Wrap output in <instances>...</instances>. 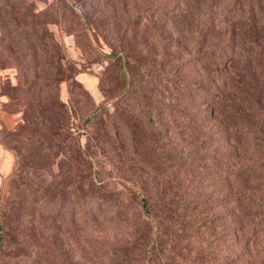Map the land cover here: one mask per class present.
Masks as SVG:
<instances>
[{
	"label": "trees",
	"instance_id": "obj_1",
	"mask_svg": "<svg viewBox=\"0 0 264 264\" xmlns=\"http://www.w3.org/2000/svg\"><path fill=\"white\" fill-rule=\"evenodd\" d=\"M6 1L13 4L7 7L11 14L28 22L38 47H48L43 40L48 30L42 38L30 1ZM68 1L93 34L117 41L109 58L119 80L109 73L103 79H108L107 94L116 112L107 108L109 102L95 107L83 120L88 138L84 146L83 133L73 129L65 103L57 104L53 98L42 102L32 95L37 99L36 115L27 110L22 125L2 133L0 142L18 157L11 179H18L23 188H16L9 204H0V264H264V0H165L168 7L155 0L152 13L134 16L122 32L109 7L88 12L79 0ZM13 38L2 35L0 43ZM61 58L54 57L58 81L53 84L67 80ZM152 60L164 63V69L158 64L154 75L161 101L151 106L141 103V112L149 115L156 135L164 132L172 139L187 133L193 139L187 142L186 152L174 140L166 149L169 177L159 178L158 212L143 175L117 159L126 147L116 115L128 119L130 133L144 131L141 116L136 125L128 122H134L135 107L128 95L151 92L138 73L139 65ZM175 62L169 76L165 67ZM33 69L24 66L22 74H32ZM170 91V125L165 128L157 124ZM188 108L189 112L183 111ZM213 112L228 124L220 125V136L233 134L229 151L219 153V160L198 142L212 130V125L204 124L213 120ZM24 147L28 152L22 155ZM98 154L123 165L126 171L116 178L129 189L127 198L116 189L115 177H102ZM55 167L62 172L61 180L46 181L40 170L52 174ZM215 167L216 175L224 179L218 185L223 196L217 201L231 207L203 217V204L194 202L190 183L208 178ZM134 198L139 207L132 205ZM193 210L198 215H188ZM84 217L93 221L87 237L79 226ZM198 227L206 228L211 239L207 246L216 247L219 260L211 259L209 248L208 253L197 249Z\"/></svg>",
	"mask_w": 264,
	"mask_h": 264
},
{
	"label": "rangeland",
	"instance_id": "obj_2",
	"mask_svg": "<svg viewBox=\"0 0 264 264\" xmlns=\"http://www.w3.org/2000/svg\"><path fill=\"white\" fill-rule=\"evenodd\" d=\"M26 1H30L29 4L32 7V12L34 7V12L37 15L36 23L41 27L39 34L42 38L45 34L43 31L48 30L49 35L43 38V40L48 43V47L45 49L38 47L36 35H34L28 22L18 18L16 13L11 14L10 9L7 8L13 6L12 2L0 0V36L10 34L14 37L13 39H7L4 43H0V138L3 137V132L6 134L18 125H22L21 123L24 122L27 110L29 114L36 115L37 111L35 109V104L37 99H31L32 95H36L39 96L42 102L53 98V102H57V104L62 102L67 105L70 121H72L71 125H73V129H78L83 133L81 141L82 144L86 146L88 138L87 134H85L86 129L82 126L83 120L92 114L95 107L105 102H109L106 105L111 112H116L115 106L113 105L114 103H112L107 94L110 90L107 83L108 79L105 81L103 79L106 73H109L115 76L116 80H119L117 70H113L112 67H110L111 60L109 58V53H111L113 47L117 45V41L110 42L102 36L97 37L93 34V31L89 30L88 26L83 22L79 10L72 6L68 0ZM159 1L167 6L165 0ZM23 2H25V0ZM78 3L82 8L87 9L88 12L95 10L100 12L101 10H105L106 7H109V12L112 11L114 17L117 19V27L120 32L126 29L128 21L131 18L139 14L148 15L152 13L156 5L155 0H79ZM161 10L164 9L161 8ZM55 55L58 59L62 56V61L60 60V62L63 68L68 70L67 80L63 81L61 84H53V82L58 81V78L55 76L58 69L57 62L54 61ZM135 56L138 57V54ZM185 59L186 58L183 57L179 64ZM133 63L135 65L138 64L134 59ZM158 64L164 69V63ZM158 64L152 60L150 64H145L143 66L142 64L139 65L140 72L138 75L141 78V83L144 85V88H151V92L146 91V95H128L129 101H131L130 103L135 104L133 112L134 122L133 120L128 122L132 125H136L137 117L141 116L144 131H141L138 135L130 133V128L126 126L128 125L126 122L128 119L126 118V120L123 121L122 118L116 115L117 123L121 125L124 131L125 147L127 149L119 151L117 153V159L126 162L124 165L127 166V169L131 167L133 172H139L143 175L147 192L157 212L159 204L162 203L159 193V178L169 177V162L166 161V149H168L170 141L174 140L179 143L180 148L185 147L184 152H186L187 142H192L193 140L187 133L181 137H172V139L165 135L164 132L161 133L160 136L156 135L155 130L151 127L154 123L150 121L149 115H146L145 112H141V103L148 102V105L151 106L152 102L161 101L159 98V91L157 90L160 89V87L158 86L156 89L154 85V75L160 68ZM177 64L178 62L167 65L164 72L170 76L169 70H171L173 65ZM24 66L27 68L33 66V72L37 75L33 74V72L32 74H22V68ZM146 68L148 69L147 71L151 73L149 79L144 72ZM72 69H75L76 73L72 72ZM185 73L186 70L183 69L180 73L182 79ZM150 80H153V82H149ZM32 84L33 86H31ZM172 93L173 92L170 91L168 96ZM171 102V95L168 97L167 101H163L161 108L162 121L157 125H164L165 128H168V125H170ZM154 106L155 105H153V107ZM183 111L189 112V108ZM211 114L214 116L213 120L207 121L204 125H212V130L204 134L198 142H202V147L215 153V157H217L216 160H219L221 159L219 153L229 151V145L232 143L231 137L233 134L230 133L227 137L220 136L218 132L221 127L220 125L228 124H225L221 120L217 112ZM133 116L131 119H133ZM191 117L194 116L191 115ZM243 142H245V140ZM3 145L11 150L15 156V167L13 171L5 177L0 192V204L5 206L9 204L16 195V188L21 190L23 185L18 179L16 182L11 179V175L18 166L17 154L5 144ZM199 145L201 146V143ZM27 152L26 147L21 149L22 155L27 154ZM208 156L214 159L215 162L213 154ZM96 158L101 168L102 177L106 180L115 177L114 179L117 181L116 189L120 190L122 196L127 198L129 189L116 178L119 174L126 171L122 169L123 165L117 160L103 154H98ZM223 160L226 161V157H224ZM218 164L222 166V163ZM159 166L161 167L160 171ZM216 171L215 167L210 171L211 174L208 178L204 180L199 179L198 183H195L196 181H191L190 183V193L193 192L191 194L194 195V202H196V205L203 204L201 206V210L205 211V216L203 217L224 213L227 209L230 210L231 207L230 205L223 206L219 203V200L217 201L218 197L223 196L222 191L218 190V185L223 184L224 179L220 174L216 175ZM40 172L43 174L46 181H51L53 179L56 181L62 178V172L59 167H55L52 170V174L50 171L47 172L43 169L40 170ZM201 192L206 193L207 196L203 197ZM130 196L131 195H129V198ZM132 205L139 207L138 200L134 198ZM210 211L211 213L209 214ZM193 214L198 215L194 210L188 215ZM203 217L198 219H203ZM192 220L194 221L196 218H192ZM79 226L82 229V236L87 237L89 233L91 234L93 221L89 222L88 218L84 217ZM205 229L206 228L203 227H198V229H196L198 230V239L200 241L197 249L205 250V252L208 253L209 248V256L213 261H217L220 257L217 258L215 246H207L211 239L206 235ZM107 239L109 240L110 237L107 236ZM187 243L188 239H183L182 245L184 247Z\"/></svg>",
	"mask_w": 264,
	"mask_h": 264
},
{
	"label": "crops",
	"instance_id": "obj_3",
	"mask_svg": "<svg viewBox=\"0 0 264 264\" xmlns=\"http://www.w3.org/2000/svg\"><path fill=\"white\" fill-rule=\"evenodd\" d=\"M14 167V153L0 143V192L2 190L5 177L13 171Z\"/></svg>",
	"mask_w": 264,
	"mask_h": 264
}]
</instances>
